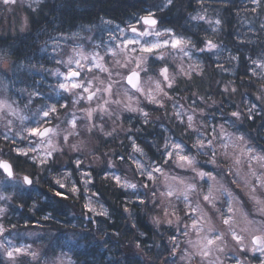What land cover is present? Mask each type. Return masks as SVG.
I'll return each mask as SVG.
<instances>
[{"label":"clouds","instance_id":"1","mask_svg":"<svg viewBox=\"0 0 264 264\" xmlns=\"http://www.w3.org/2000/svg\"><path fill=\"white\" fill-rule=\"evenodd\" d=\"M0 264H264V0H0Z\"/></svg>","mask_w":264,"mask_h":264}]
</instances>
